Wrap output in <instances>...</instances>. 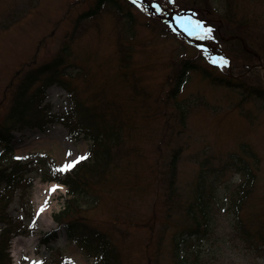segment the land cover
Listing matches in <instances>:
<instances>
[{
  "label": "rangeland",
  "instance_id": "374dc122",
  "mask_svg": "<svg viewBox=\"0 0 264 264\" xmlns=\"http://www.w3.org/2000/svg\"><path fill=\"white\" fill-rule=\"evenodd\" d=\"M195 1L161 0L163 11L157 12L151 0H137L136 4L132 3L131 9L137 18L133 33L125 22L126 29L121 35V21L107 10L84 22L75 33L76 39L72 44L76 58L74 65L86 69L81 80L77 79L76 86L84 98H88L95 88L114 82L119 56L117 41L128 44L132 39L142 83L152 93H159L162 104L166 93L173 87L169 79L182 59H189L199 66L180 91L179 99L187 105L185 122L181 123L174 115L176 104L173 102L169 106L162 105L161 113L155 117L148 115L138 118V153L132 152L131 156L137 159L136 164H125L128 166L126 177H114L109 184L95 187L99 196L96 208L92 207L91 201L85 204L91 208L83 211V221L101 228L102 232L114 238V244L121 252L119 264H155L160 248L163 254L156 264H176L174 240L181 222L174 219L179 213L173 215L175 224L169 223L162 247L157 240L164 214L168 213L162 197L164 185L169 188L168 176L164 173L169 168L164 165L172 158V147H181L176 165L179 172L176 189L186 206L191 201L197 185V174L202 169L206 170V178L213 182L212 196L205 208L208 229L198 240H192L191 247L189 245L188 263L264 264V242L258 245L259 248L250 246V241H246L237 228L239 219L246 220L253 231L264 227V101L257 97L245 100L243 89L213 84L199 72L201 68L209 69L214 76H229L235 81L239 79L244 84L260 87L262 83L254 77H261L264 82V72H242L245 67L258 64L262 60L260 58L264 59V53L251 52L246 39L237 37L241 31L220 19L219 15L223 14L224 9L217 0H210L216 13L207 12L218 17L213 21L218 25L215 26L217 36L213 30V43L205 36L204 44L209 46L207 51L195 47V43L186 39L188 31L181 33L168 24L176 16L175 11L181 13L189 10L188 13L195 15L199 10L202 16V8ZM92 2L0 0V123L5 122L10 110L8 86L17 72L50 62L57 56L65 41V33L73 31L74 20L89 9ZM179 7L186 9L179 11ZM254 12H258L256 7H252L248 15ZM148 23L149 26H146ZM236 37L244 40L245 44L234 39ZM243 47L247 53L242 51ZM211 55L228 59L229 66L231 61L228 57L233 56L234 67L236 64L240 66L235 69L233 66H213V61L209 59ZM249 55H254L255 59ZM258 67L263 71L261 65ZM70 71L74 75L78 69L73 67ZM121 91L126 93L127 88L122 87ZM47 95L46 103L52 104L54 113L61 115L69 109V95L59 85L51 86ZM13 135L15 156L30 159L35 169L29 174L30 177L34 176L32 187L26 193L18 192L8 209L15 223L23 226V231L31 232L26 237L12 239L9 246L12 263L42 261L43 264H53L56 257H66L74 264H94L92 258L82 254L68 240L63 228L59 229L57 238L48 246L52 252L40 245L43 234L58 228L53 217L63 209L69 197L67 188L62 187L48 199L47 189L50 186L47 187L49 182L43 179L48 173V165L56 169L78 157H86L92 141L83 136L71 139L61 124L49 125L45 132L27 128L14 131ZM69 151L71 156L67 155ZM2 152L0 148V164L7 163V157L1 159ZM209 168L213 169L210 174ZM249 168L256 180L238 216L234 199L239 183L244 179L243 170ZM56 173L65 178L64 173ZM137 173L140 176L135 178ZM46 199L48 205L45 211L37 215ZM3 226L0 222V232Z\"/></svg>",
  "mask_w": 264,
  "mask_h": 264
},
{
  "label": "trees",
  "instance_id": "16d2710c",
  "mask_svg": "<svg viewBox=\"0 0 264 264\" xmlns=\"http://www.w3.org/2000/svg\"><path fill=\"white\" fill-rule=\"evenodd\" d=\"M92 1L90 8L80 13L74 20L73 31L65 33V41L57 56L54 55L55 57L50 62L28 67L27 70L26 68L20 69L15 78L11 80L8 86V94L11 98L10 110L4 120L5 122L0 123V147L4 151L1 159L13 154L12 132L22 131L26 128L34 130L38 128L45 131L49 124L59 122L66 127L72 139H78L81 136L90 139L92 145L89 148V155L77 163L70 173L65 175L64 181L69 185V192L72 198L68 201L66 210L56 216V220L60 225L65 226L68 238L74 244H77L84 254L95 259V264H119L121 252L114 244V238L109 233L102 232L101 228L94 227L83 221V211L91 208L85 206V204L91 201L93 203L92 207L96 208L99 196L95 187L109 184L114 177H126L128 174L126 167L128 166L125 164H136L137 159L131 156L132 152L138 153L139 145L136 136L139 131L138 118L148 115L155 117L157 113H161L162 105L169 106L170 102H173L176 104L174 115L180 119L181 123L185 122L187 105L180 101L179 95L190 74L196 72L199 66L189 59H182L175 73L169 79L173 82V87L166 93L164 104H162L159 100V93H152L142 83L140 71L137 69V52H135L134 43H131L132 39L128 41V44L117 41L119 46L117 53H119V56L116 62L117 68L114 73V82L95 88L88 94V98H84L81 95V90L76 86V81L77 79L81 80L80 77L86 73V69L74 65L76 58L72 52V44L76 39L75 33L79 27L83 26L84 22L102 14L104 10L109 11L121 21V35H124L123 32L126 29L125 22L131 33L134 32V26L137 23V18L131 10L133 4L130 0H127L128 2L126 0ZM217 1L224 9L223 14L219 15L220 19L229 23V25L233 24L232 26L237 27L241 31V35L237 37L246 39L251 52L255 50L259 54H262V51L264 53V11L262 10L264 0ZM195 3L202 8V16H200L199 10H196V16L188 13L189 10L182 13H187L194 20L210 26L215 30L214 35L217 36V28L215 26L218 25L213 23V21L218 20V17L212 15L216 12H214L210 0H196ZM252 7H256L258 12L248 15ZM179 9V11H185L184 9L186 8L179 7ZM210 11L212 14L207 13ZM162 25L165 24L162 23ZM146 26H149V23ZM255 31H257V34L253 35ZM212 37L213 32L208 36L213 43ZM237 37L234 39H237ZM229 39L232 40L233 38L229 37ZM239 40L245 44L244 40L237 39V41ZM242 51L247 53L245 47H243ZM253 56L249 55V57ZM229 58L232 61V68L235 69V67L240 66L236 64L234 67L233 56H229ZM253 58L255 59V57ZM260 59L262 60H259L258 64L255 63L253 66L261 65L263 71L260 70V67L251 70L253 66H247L242 73L264 72V59ZM73 67L78 69L74 75L70 71ZM199 72L203 74L204 78L211 80L213 84L225 85L232 89H243L245 100L257 97L264 101V82L261 77L254 78H257L262 85L253 87V85L238 81L239 79L235 81L229 76H214V73L209 69L203 70L201 68ZM233 74L235 73L233 72ZM53 84H58L69 93L70 107L61 115L52 112V105L45 103L47 89ZM122 87L127 88L126 93H122ZM170 152L172 158L167 165H164L169 168V171L164 172L168 176L165 177L168 179L169 188L164 185L162 197L163 203L167 204L168 213L164 214L160 237L157 240L162 247L168 225L171 222L175 224L172 221L173 215L179 213L174 219L181 222L175 232L174 257L177 259L176 264H189L187 260L189 245L193 239L198 240L204 230L208 229L206 217L208 215L205 212V208L212 196L213 182L206 178V170L202 169L197 174L196 188L190 197L191 201L186 206V203H183L182 195L176 189L177 175L179 173L176 165H178L181 147H172ZM5 160L7 163L0 164V222L5 223V227L0 234V264H12L8 252L10 240L13 234L23 231L20 230L21 226L16 224L13 218L9 216L8 208L15 195L20 191L25 193L31 185L33 178L28 177L27 174L34 170V167L33 162L14 159L12 156L7 157ZM163 162H165V158ZM48 166L51 174H45L44 177L62 180L54 171L55 167L53 165ZM207 170H210L208 172L210 174L213 169L209 168ZM243 171L244 179L239 183L237 196L235 195L233 204L236 207L238 216H240V211L249 199L256 180L255 174L250 168ZM139 176L137 173L135 178ZM208 189H211V191ZM172 211L176 212L172 213ZM238 222L237 228L242 232L241 236L246 241H250V246H258L264 242V227L253 231L246 220L241 219L240 221L239 219ZM262 225H264V222ZM55 237V232L46 234L42 242L48 243ZM162 254L160 248V251L156 254L155 264L158 262V258L162 257ZM68 261L69 259L65 257H60L59 259L56 257L53 264H68Z\"/></svg>",
  "mask_w": 264,
  "mask_h": 264
},
{
  "label": "snow or ice",
  "instance_id": "6c2138e0",
  "mask_svg": "<svg viewBox=\"0 0 264 264\" xmlns=\"http://www.w3.org/2000/svg\"><path fill=\"white\" fill-rule=\"evenodd\" d=\"M174 2V0H173ZM133 4L137 3V0H132ZM154 7L156 8L157 12H162L163 9L162 7L157 3L154 5ZM181 23H183V21H181ZM196 27L199 28L202 32H204L206 34V36H210V34L213 32V29L210 26H206L203 23H201L200 21H196ZM185 30L188 31V27L185 26ZM214 64H217L218 67H226L229 64V60L226 58L221 57L219 60H214L213 61ZM67 155L71 156V152L69 151L67 153ZM86 157L81 156L78 157L74 160H72L71 162H67L64 163L62 166L56 168L54 171L55 172H59V173H67L69 172L72 168L75 167V165L82 159H85ZM17 159H21V157H17ZM57 190H62V185H52L49 189H47V192L49 193V198H51V194H54ZM48 199L45 200L44 204L40 207L37 215H39L40 213L44 212L47 205H48ZM27 259V257L25 258ZM31 264H43L42 261H32ZM68 264H74V261L69 260Z\"/></svg>",
  "mask_w": 264,
  "mask_h": 264
}]
</instances>
